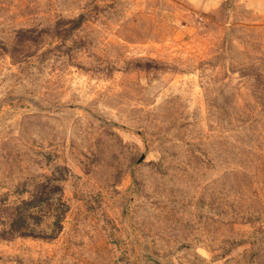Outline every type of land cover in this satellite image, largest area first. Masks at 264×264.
<instances>
[{
	"label": "rangeland",
	"instance_id": "obj_1",
	"mask_svg": "<svg viewBox=\"0 0 264 264\" xmlns=\"http://www.w3.org/2000/svg\"><path fill=\"white\" fill-rule=\"evenodd\" d=\"M0 264H264V0H0Z\"/></svg>",
	"mask_w": 264,
	"mask_h": 264
}]
</instances>
